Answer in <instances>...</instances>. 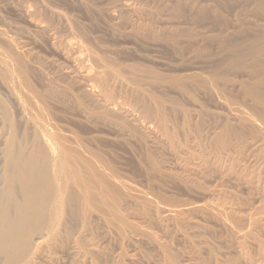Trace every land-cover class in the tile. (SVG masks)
<instances>
[{"label":"rangeland","instance_id":"374dc122","mask_svg":"<svg viewBox=\"0 0 264 264\" xmlns=\"http://www.w3.org/2000/svg\"><path fill=\"white\" fill-rule=\"evenodd\" d=\"M11 1L0 0V28L8 23L27 34L33 27ZM26 1L34 10L33 0ZM41 1L65 13L70 25L92 31L96 49L113 64L109 71L119 74L111 73V82L122 83L140 121L122 129V119H114L119 124L103 127L101 119L79 116L70 105L58 117L66 133L105 156L126 189L103 191V199L112 201L107 210H66L64 235L34 264H260L255 253L264 247V0ZM157 28L177 36L160 39ZM23 39L37 59L58 63L48 46ZM136 99L166 119L173 135L160 132L155 142L145 136L156 119L141 117ZM6 187L0 179L1 194ZM6 257L0 253V264Z\"/></svg>","mask_w":264,"mask_h":264},{"label":"bare ground","instance_id":"6f19581e","mask_svg":"<svg viewBox=\"0 0 264 264\" xmlns=\"http://www.w3.org/2000/svg\"><path fill=\"white\" fill-rule=\"evenodd\" d=\"M33 2L34 10L31 7L32 3L26 0H16L14 2L16 4L11 1V5L15 6L16 12L23 14L22 21L26 23L28 20V24L34 30L21 34L16 32L14 25L8 23H2L3 28H0V179L7 184L4 193H0V253L7 256L5 264H34V260L44 254L42 252L47 245L64 235V228L67 226V216L64 215L66 210L74 209L83 214L93 210L99 212L107 210L111 200L103 199V191L114 195L126 189L124 180H120L115 175L105 156L103 157L99 151L87 148L73 132L66 133L58 123V117H64L67 110L72 107L79 116L93 114L91 118L101 119L100 124L103 127L122 119L120 120L124 122L123 126L121 124L122 129H125L126 125L137 126L140 119L134 114L136 112L133 113L128 107L130 97L120 83L123 79H120V86L111 82L110 74L114 72H110L109 69L113 64L109 62L107 54L96 49L95 37L90 33L92 31L89 32L78 24L70 25L65 13L47 6L41 0H33ZM172 32L160 29L156 37L164 39V37L177 36ZM23 38L30 40L34 45L48 46L57 54L58 63L54 60L48 61L50 58L48 60L46 58L48 64L37 59L30 51V47L25 44L29 41L26 42ZM122 66L119 65L118 68ZM111 69L114 71L113 68ZM122 77L124 76L121 75L120 78ZM124 81L125 79L123 80L125 84ZM138 101L136 99L137 106L141 108L139 111L142 113L141 117L145 118L147 115L158 121L151 122L154 129L149 130L150 126L149 129L146 128L149 132H145L147 133L145 136L155 142L160 132L164 133V137L166 134L173 135L175 130L171 128L174 131L172 133L171 130L168 131L165 126L167 122L165 121V125L163 123L166 119H161L156 112L157 109L155 115L159 120L147 107L141 105L142 101L139 103ZM178 137L176 139H179ZM162 144L165 145L164 142ZM205 161L207 163V160ZM152 162L155 163L154 159ZM158 163L161 162H156ZM223 218L225 222L226 218ZM256 240L258 242V238ZM243 245L245 248L246 244ZM13 246L16 247L15 252L10 251V247ZM256 250H258V253L257 251L255 253L258 254V262L264 264L263 245ZM91 260L95 261L92 257ZM250 262L252 263V260Z\"/></svg>","mask_w":264,"mask_h":264}]
</instances>
